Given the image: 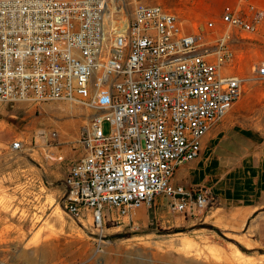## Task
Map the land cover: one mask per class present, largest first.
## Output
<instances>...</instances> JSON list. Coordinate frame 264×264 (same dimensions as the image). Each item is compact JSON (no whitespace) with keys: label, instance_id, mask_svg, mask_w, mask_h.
I'll use <instances>...</instances> for the list:
<instances>
[{"label":"built area","instance_id":"1","mask_svg":"<svg viewBox=\"0 0 264 264\" xmlns=\"http://www.w3.org/2000/svg\"><path fill=\"white\" fill-rule=\"evenodd\" d=\"M111 1L0 0V104L68 101L90 111L79 135L82 154L63 181V207L78 221L91 216L100 235L108 221L135 225L136 213L159 198L188 217L213 205L208 189L189 191L173 178L240 99L245 78L229 67L237 41L258 34L231 5L220 17L227 29L208 37L218 26L213 20L190 32L162 4L137 2L124 28L110 35ZM252 72L264 81V61ZM10 147L22 151L25 143Z\"/></svg>","mask_w":264,"mask_h":264},{"label":"rangeland","instance_id":"2","mask_svg":"<svg viewBox=\"0 0 264 264\" xmlns=\"http://www.w3.org/2000/svg\"><path fill=\"white\" fill-rule=\"evenodd\" d=\"M194 1L116 0L115 6L126 12L117 18L128 21L137 2L192 14ZM218 1L206 0L207 7ZM209 16L185 27L195 30L211 20L219 24V16ZM249 51L263 55L264 44ZM244 73L241 97L228 115L264 133V81L255 79L251 66ZM69 104L78 108H62ZM90 116L86 107L68 101L0 104V130L7 133L0 144V264H264V243L255 233L256 222L264 221V209L246 221L238 214L212 213V206L198 217H188L153 204L146 207L148 214L137 216L135 225L127 218L108 221L103 235L93 227L91 216L78 221L67 214L61 177L82 154L79 135ZM65 129L70 135L64 138ZM103 130L110 133L109 123ZM17 140L25 143L22 151L11 150ZM48 152L66 160L52 161ZM234 248L242 258H234Z\"/></svg>","mask_w":264,"mask_h":264},{"label":"crops","instance_id":"3","mask_svg":"<svg viewBox=\"0 0 264 264\" xmlns=\"http://www.w3.org/2000/svg\"><path fill=\"white\" fill-rule=\"evenodd\" d=\"M247 4L255 6L256 12L251 13ZM192 5V14L177 13L185 26L192 21L210 18L211 13L221 17L226 5L233 6L247 20L257 25L256 41H237L236 57L229 67L230 74L243 76L246 68L264 61V54H261L262 57L259 54L255 56L249 51L264 44V0H219L209 7L206 0H197ZM257 12L262 13L260 21L256 19ZM217 25V29L209 32L208 37L218 36L227 29L220 20ZM186 30L191 32L194 28ZM233 32L239 36L236 29ZM72 129L75 130L74 125ZM6 134L0 130V144L5 143ZM64 178L65 176L61 177L63 181ZM173 183L189 191L208 189L214 199L212 213L217 212L224 217L238 214L246 218V221L258 217L264 209V133L255 127L241 126L235 120L234 114L228 115L214 124L203 138L200 156L179 166ZM164 203L159 198L154 205L164 209ZM149 212L144 207L136 215L143 216ZM255 233L257 241L264 243V221L256 222Z\"/></svg>","mask_w":264,"mask_h":264},{"label":"bare ground","instance_id":"4","mask_svg":"<svg viewBox=\"0 0 264 264\" xmlns=\"http://www.w3.org/2000/svg\"><path fill=\"white\" fill-rule=\"evenodd\" d=\"M115 5H116V0H112L110 2L109 10L106 16V31H107V34H110V35L121 31L127 23L125 19H122V16H120V18H117L119 17L117 15L125 14L126 12L123 9L118 10ZM251 88H252L251 85L247 84L246 92H249ZM62 108L72 110V109H77L78 106L75 104H69V105H62ZM62 135L65 138V136H69L70 133L68 130L65 129V130H62ZM234 249L236 252V257L234 258H237V257L242 258L243 253L237 248H234Z\"/></svg>","mask_w":264,"mask_h":264}]
</instances>
